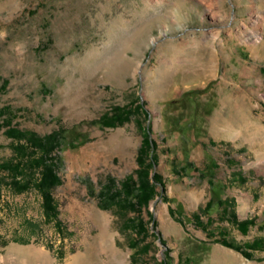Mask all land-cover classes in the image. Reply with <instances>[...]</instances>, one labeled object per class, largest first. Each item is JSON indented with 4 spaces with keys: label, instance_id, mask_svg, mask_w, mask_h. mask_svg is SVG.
I'll list each match as a JSON object with an SVG mask.
<instances>
[{
    "label": "rangeland",
    "instance_id": "1",
    "mask_svg": "<svg viewBox=\"0 0 264 264\" xmlns=\"http://www.w3.org/2000/svg\"><path fill=\"white\" fill-rule=\"evenodd\" d=\"M114 106L129 119L96 122ZM0 107V162L8 126L61 130L55 216L0 172V264H264V0H0ZM147 125L163 185L139 210L111 204Z\"/></svg>",
    "mask_w": 264,
    "mask_h": 264
},
{
    "label": "trees",
    "instance_id": "2",
    "mask_svg": "<svg viewBox=\"0 0 264 264\" xmlns=\"http://www.w3.org/2000/svg\"><path fill=\"white\" fill-rule=\"evenodd\" d=\"M193 88L183 91L178 97L170 99L166 102L165 107H176L185 101H195L197 97L207 89ZM142 103L137 104L134 109L136 111L142 110ZM5 108L0 107V127L3 122L8 124V118L4 117ZM132 113L130 108L124 106H114L111 113H106L98 119V123L102 125L113 126L122 124L127 121ZM90 123H93L91 121ZM197 130L198 126L193 125V120L186 125ZM6 132L9 136L14 137L19 141L15 147V154L10 159L0 162V172L5 171L9 176L8 185L11 186L16 192H21L34 187L42 195L43 206L45 212L55 216V208L51 199V188L60 183V177L57 173V156L55 150L61 144V130H53L45 135H39L33 131H23L12 126H8ZM151 130L147 125L143 128L142 139L137 151L136 161L138 168L136 169V178L132 175L126 176L121 182L119 188L112 189L111 185L107 186V198L109 203H118L122 207H129L133 210H139L140 207L146 206L150 199L156 194V184L161 183L159 174L154 172L150 175V169L156 163V144L150 137ZM83 134L75 132L72 134L68 141V145H76L83 141ZM81 137V138H80ZM80 140H79V139ZM23 140V141H21ZM79 140V141H77ZM112 183V181H111ZM210 183V196L206 201L203 209L209 210L215 203L221 201V187L213 182ZM251 219L240 221V224L249 222ZM134 221V220H132ZM151 222L155 227V219L151 216ZM140 229H144L142 220L136 222ZM140 241L134 240L131 246L135 248ZM221 242L227 246L241 249V246L232 243L231 241L222 239ZM258 243L254 240L251 247H258ZM150 247L149 242H143L141 248L148 250ZM244 252V250H243ZM248 255V254H247ZM160 264H169L167 254L165 253L164 259Z\"/></svg>",
    "mask_w": 264,
    "mask_h": 264
},
{
    "label": "bare ground",
    "instance_id": "3",
    "mask_svg": "<svg viewBox=\"0 0 264 264\" xmlns=\"http://www.w3.org/2000/svg\"><path fill=\"white\" fill-rule=\"evenodd\" d=\"M262 142H263V144H264V138H262ZM237 264H245V263H244V262L241 263L240 260H238V261H237Z\"/></svg>",
    "mask_w": 264,
    "mask_h": 264
}]
</instances>
